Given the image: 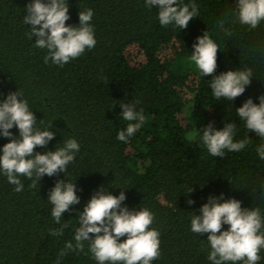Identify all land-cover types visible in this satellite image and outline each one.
<instances>
[{
    "label": "trees",
    "instance_id": "trees-1",
    "mask_svg": "<svg viewBox=\"0 0 264 264\" xmlns=\"http://www.w3.org/2000/svg\"><path fill=\"white\" fill-rule=\"evenodd\" d=\"M32 2L0 0V102L19 91L23 97L18 99L27 101L37 119L34 127H51L54 138L35 152L54 151L68 139H75L80 150L65 174L40 180L19 176L20 192L0 171V264H98L89 241L83 242V251L65 245L71 241L75 246L78 213L100 188L115 196L123 191L121 207L129 211L152 213L159 257L151 264H212L208 234L191 231L192 217L201 215L210 196L223 194L218 202L234 198L242 208H259L264 217V159L257 153L264 139L236 113L248 99L258 105L264 96V20L255 29L241 24L238 0H177V6L198 9V16L180 29L174 23L162 26L158 8L145 0H66V26L78 27L79 12L92 10L96 44L60 66L45 63L48 50L29 38L31 25L24 16ZM205 32L219 48L212 75L252 70L251 83L232 101H217L212 76H203L190 61L193 44ZM133 101L144 120L126 142L120 141L117 135L129 123L120 116V103ZM226 123L237 125L234 142L248 143L214 157L201 135L209 124L222 130ZM9 131L19 139L16 126ZM11 139L0 135V154ZM60 180L75 183L80 203L57 224L48 195ZM189 199L194 203L189 205ZM64 224L62 235H50ZM228 228L225 224L221 231ZM61 250L66 254L61 256ZM259 255L257 264H264V249Z\"/></svg>",
    "mask_w": 264,
    "mask_h": 264
},
{
    "label": "clouds",
    "instance_id": "clouds-1",
    "mask_svg": "<svg viewBox=\"0 0 264 264\" xmlns=\"http://www.w3.org/2000/svg\"><path fill=\"white\" fill-rule=\"evenodd\" d=\"M145 3L158 8V19L162 26L174 23L180 29H185L189 21L198 16L195 4L177 6V0H145ZM236 8L241 24L255 29L264 20V0H238ZM26 11L28 14L24 16V23L31 25L29 38L35 37V46L48 50L45 63L51 60L53 64L62 66L82 55L86 48L95 47L96 40L90 23L93 16L91 9L79 12L78 27L66 26L70 18L66 0H48L47 3L33 0L27 5ZM219 26L223 28V22ZM193 49L190 61L194 62L203 76H212L210 88L217 101L221 98L232 101L244 93L246 86L251 83V69L212 75L217 68L219 48L207 32L197 37ZM18 96L23 97L19 91L12 92L0 102V135L12 137L11 142L2 148L0 171L6 175L10 184L16 186V192L23 189L19 176L32 179L35 175L40 180L44 175L51 177L59 172L65 174L67 165L80 150L75 139H68L63 147L55 148L54 151L35 152L37 146L46 147L55 133L49 130L51 127L43 131L36 129L35 115L29 110L27 101L24 98L18 99ZM259 101L257 105L248 99L236 109V113L249 131L264 139V96H260ZM136 103L138 101L120 103V116L129 122L126 129L117 135L120 141L126 142L128 137L139 130L144 120L142 113L135 109ZM13 126L19 130V139L9 131ZM236 126L235 123H226L222 130H216L209 124L204 128L201 140L212 156L222 158L224 150L238 152L245 147L247 140H233ZM257 153L264 159V144L257 147ZM125 199L123 191L115 196L104 188L98 189L83 211L78 213L80 226L75 231V246L69 241L65 248L83 251V242L89 241V250L98 264H151L159 257V233L150 229L154 217L147 209L129 211L127 207H121ZM218 199H223V194L220 198L210 196L208 202L199 209L201 215L194 214L191 231L195 234H208L206 240L211 248L208 259L212 264H257L261 259L259 252L264 249V217L260 209L242 208L241 202L234 198L224 202H218ZM48 201L53 206L51 215L59 224L63 213L70 206L80 203L75 183L57 181L49 192ZM187 203L191 205L194 201L189 199ZM225 224L229 228L221 231ZM66 227L67 224L61 225L59 229L52 230L50 235H62ZM90 233L94 234V238L90 237ZM125 236L127 238L120 242V238ZM65 254L61 250L60 255Z\"/></svg>",
    "mask_w": 264,
    "mask_h": 264
},
{
    "label": "rangeland",
    "instance_id": "rangeland-1",
    "mask_svg": "<svg viewBox=\"0 0 264 264\" xmlns=\"http://www.w3.org/2000/svg\"><path fill=\"white\" fill-rule=\"evenodd\" d=\"M194 66H195V64H194ZM191 68H193V67H191Z\"/></svg>",
    "mask_w": 264,
    "mask_h": 264
}]
</instances>
